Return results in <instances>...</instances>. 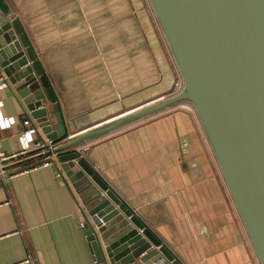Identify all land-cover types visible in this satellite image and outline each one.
Listing matches in <instances>:
<instances>
[{"label": "crops", "instance_id": "0c3cea01", "mask_svg": "<svg viewBox=\"0 0 264 264\" xmlns=\"http://www.w3.org/2000/svg\"><path fill=\"white\" fill-rule=\"evenodd\" d=\"M7 2L58 97L67 139L181 86L148 0ZM9 20L0 11V26ZM37 123L7 77L0 153L44 139ZM84 147L102 179L182 264H260L194 111L173 107ZM57 156L6 184L0 179V264L94 258L80 226L90 217L58 174ZM161 258L150 246L127 264Z\"/></svg>", "mask_w": 264, "mask_h": 264}, {"label": "water", "instance_id": "95a60500", "mask_svg": "<svg viewBox=\"0 0 264 264\" xmlns=\"http://www.w3.org/2000/svg\"><path fill=\"white\" fill-rule=\"evenodd\" d=\"M176 65L180 88L170 96L127 111L73 138L58 97L7 0L0 11V68L45 135L90 219L83 227L93 256L109 264L133 263L155 246L182 264L142 219L102 179L87 157L96 140L189 103L260 264H264V0H148ZM49 109V110H48ZM49 150L3 166L39 164Z\"/></svg>", "mask_w": 264, "mask_h": 264}, {"label": "built area", "instance_id": "2783aa9c", "mask_svg": "<svg viewBox=\"0 0 264 264\" xmlns=\"http://www.w3.org/2000/svg\"><path fill=\"white\" fill-rule=\"evenodd\" d=\"M7 83V76H5V74L3 73L2 69L0 68V86L5 85ZM174 107H185L186 109L192 110L194 111L193 107L189 104V103H181L177 106ZM173 108V107H172ZM195 112V111H194ZM22 124L25 127H29L30 126V121L29 119H23L22 120ZM27 131V128L24 130V132ZM70 135H68L67 138H69ZM56 143H53L47 139H39L37 141H35L32 145V147L30 149H21L19 151H14L11 153H0V179L1 181L6 184L8 181H10L14 176L24 173V172H29L33 169H36L38 167L41 166H46L49 165L51 162H53L54 160L51 158V156H56L57 153L53 152V148L55 147ZM49 150L51 153L42 157L39 161V164H35L34 162L30 165H27L23 168H10V169H4L3 166L7 163H11L13 161H16L18 159L27 157L31 154L34 153H38V152H42V151H46ZM94 167H96V165H94ZM84 223L80 222V226L83 227ZM157 248V247H156ZM158 249V248H157ZM27 261L29 263H33L32 260H30V258L27 259ZM87 264H109L106 260H99L96 258H93L89 263ZM151 264H172V261L165 259L163 256L161 259H158L154 262H152Z\"/></svg>", "mask_w": 264, "mask_h": 264}]
</instances>
